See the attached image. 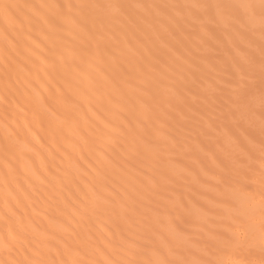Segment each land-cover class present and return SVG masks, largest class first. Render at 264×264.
I'll return each instance as SVG.
<instances>
[{"label":"bare ground","instance_id":"1","mask_svg":"<svg viewBox=\"0 0 264 264\" xmlns=\"http://www.w3.org/2000/svg\"><path fill=\"white\" fill-rule=\"evenodd\" d=\"M4 3L11 5L29 4L43 6L40 8H15L13 11L7 13L0 9V95L8 93L9 101H11V106L6 104L9 105L6 106L9 108L7 111H4V113L0 111V220L11 213L16 212L14 215H17L20 212L17 215V219L15 218L16 222H14L15 219L13 218L11 225L6 221L10 225L6 228L9 232H7L9 237H14L15 239L19 237L21 243L25 242V244H27L26 242L29 239L30 241L32 240L34 242L32 244L36 247V250L41 251V264H107L112 259L115 261L117 258H113L115 256L114 254L111 259V256L106 253L110 256L108 260L103 250L107 251L105 246L109 248L107 242L109 244L112 242L119 243L120 240L116 242L117 240L115 241L112 238H108L107 240L105 237L107 242H98V237H94L97 240L94 246L98 244V248L101 245L104 249L102 248V250L98 251L99 254L92 251L96 258L91 253L93 258L85 260L86 258L84 259V257H88L87 255H83L88 247L85 244L89 242L87 239L93 237L95 233L92 232L93 230L91 232L89 231L93 235L87 238V232L85 230L81 231L79 228L78 230L80 232H76L79 233V236H75L76 233L72 231L74 228H72L73 223L71 224V212L74 205H72L73 207L71 209L68 204L69 199L66 197H70L73 193V191L71 193L70 187L77 188L76 179L79 177H77V173L80 174V171H84L86 181L84 183L83 200L87 204L85 208L81 207L83 210L87 209L91 213L98 212V214L96 213L97 215L102 214L101 216H104L106 219L108 215L117 214L119 215L118 217H122V220L120 218L117 219L116 216L111 217L115 221L118 220L120 225L124 229L127 228V230H129L128 227L130 228L132 223L134 224L136 222L134 220L138 222L140 215H144L147 220L149 218L153 221L152 224L157 232L160 230L159 233L162 235L160 237L161 239L165 238L172 242L170 251L166 247L161 251L159 250L161 249L159 247L161 245H155L156 249H150L151 252L143 258L146 262L156 264L160 259L166 258L187 261L208 260L213 261L214 264H226L229 260L228 258H231L230 251H228L230 250L229 247L232 248L235 245L225 244L222 241L226 234L232 235L235 233L234 231L239 227L237 219L241 217L247 219L254 225L252 247L255 252L260 251L259 228L262 205L256 200L255 195H253L257 192L256 187H254L256 184H253L256 192L252 190V194H250L244 191L245 188L243 187L245 186L238 181L229 184V186H225L224 189L222 182H219L221 180H218L219 177L217 176L218 179L214 177V174L218 175V173H222L223 166H226L227 169L233 170L236 173L234 175L231 173L232 176H243L242 178L248 176L249 173L244 175L246 171L243 168L245 167L240 166L241 164L239 165V163L241 161H247L252 154H248L247 152L243 153L242 151L239 152L240 150L237 147L238 145L239 147L241 146V140L240 143H237V141L239 142L241 136L245 135L248 137L246 141H248L249 147L252 148L250 150L260 151V147L258 148L261 145L259 141L264 138L261 134V94L260 92L257 93L259 89L256 90L257 92L253 91L255 90L253 88L254 86L255 88L260 87L255 85L260 84V77H256L259 75L252 74L259 80L258 82L255 81L256 83L254 85L250 83L253 85V90H251L253 103L250 107L243 108V115L237 109L236 103L239 100V93L242 87L236 86L237 84L234 83L235 86L230 84V87L227 88L224 84L225 80L223 79V81L219 77V73L224 71V67H228L236 77H239L240 72H238V69H240L242 62H247L248 65L250 64V68L252 67L254 73L261 74L264 34H262L260 0H0V4ZM225 4H251L255 7L251 9L240 7L238 12L233 14L232 10L223 7ZM16 16H33L39 20L51 19L54 24L53 26L47 24L41 26L38 24L37 28L32 30L31 38L27 42L22 41L17 46L14 42L10 43L12 36L16 35ZM241 17H243V21H246V23L240 19ZM109 25H113V27L109 28ZM181 58L184 61L186 60L187 63L189 61V63L191 62L193 64V70H190L193 71L191 75L187 76L186 74L185 76L183 74V76L177 74L176 66ZM140 64L141 66H139ZM143 65L145 69L142 68L139 73L140 75L137 74V76L138 79L142 78L144 83L136 85V82L129 79V77L133 74V70L136 67L140 68ZM133 67L135 68L133 69ZM130 69L133 70L131 71ZM252 69L250 72H252ZM130 71L132 72L131 74L129 73ZM235 75L233 77L237 80L238 78ZM245 75L247 74L245 73ZM250 78L252 80V77ZM242 79H238V84L241 82L240 86L243 84ZM30 80H33V82H29ZM248 81H246L247 84L244 83L245 87L250 85V81ZM217 89H220L219 92L222 90L223 94L221 92L218 93ZM218 95L226 102L225 107H222V101L220 99H218L220 101L217 100ZM215 101L221 103V108H218L217 111L214 108ZM198 102L204 104L201 106L205 107H200V105L198 107L199 109L203 108L200 110L206 113L205 115L200 113L203 116L202 119H198L199 121L193 115L199 110L192 113L195 110L194 107L197 106L194 105ZM100 108H103V110H100ZM216 112L219 117L222 115L227 116V114H229L228 116L231 114L233 117V112H235L236 115L233 118H229H232L233 121L235 120L234 122L237 121L236 124L238 123V125H233L234 122L231 121L229 123L236 126V129L232 126L229 132L227 130V124L229 123L227 122H224L225 124L227 123L226 125L223 124L226 130L223 127L220 129L222 124L216 127L218 125L217 123L222 122L215 117ZM188 113L194 116L193 118L195 121H198V124L200 122L204 126L200 127L197 124L195 126L193 125L195 122L192 124V121L189 120L190 122H188L193 127L199 128L198 130L202 129V134L200 133V137L202 138L200 140L198 136H193L195 138L190 136L191 141L189 144H187L188 142L184 144L180 141L183 143L179 145L181 149L180 154H183L184 159L187 157L189 159L190 157L194 160L192 163L194 170H190L191 172H188V167L180 161L178 163L181 164L177 163L178 165L175 164L176 162L173 163L172 160L174 161L175 159L173 156H171L173 159H170L171 157L169 156L171 153L176 154L175 149L178 148V144H176L177 146L172 144V140L169 139L171 136L169 131L168 135L170 136L169 138L167 137V140L165 139L167 143L165 147H158L156 143H151V140H146L147 136L144 135L148 127V130L153 129L152 131H154L157 138L163 137L166 134L165 129L167 128L166 125L169 118L172 117V121L169 119L172 126L168 123L170 125L168 127L173 128V120L176 123V119L178 120L184 114L191 117ZM210 114H213L214 118ZM180 120L178 121L180 122ZM215 124L217 125L215 126ZM54 126H57L56 130H53ZM233 130L235 131L233 132ZM189 132L191 134L193 133L191 129ZM194 133H197L196 129ZM41 136L44 137L41 138ZM173 137L172 135L171 138ZM162 139L159 138L161 143ZM192 139L195 140L192 141ZM96 140H100L101 142ZM119 140H122L124 145L118 146L120 147V151L118 148L119 152L113 155V157L111 156L112 158L110 156L108 157L107 154L109 151L106 154V150L110 148L113 142H119ZM94 141L102 144V150L98 148L100 147L99 145L96 147L100 151L96 150L95 145L97 144ZM256 142L259 143L257 144ZM161 143L158 144L161 146ZM63 145H66L67 148L69 147V151L71 152L69 154H72L71 157L65 155V146ZM123 146H125V149H122ZM112 147L111 149H113ZM249 147H246L245 151H248L249 149L247 148ZM139 152L146 159L143 162L140 161L146 166H143L144 168H147L150 162V164L153 161L155 162L152 159H158L162 162V165L158 161L153 165L160 164L162 171H154L151 169V165H149L148 168L151 170L149 172L146 170L147 172L145 173L143 172V168L140 169L138 168L140 167L139 165L133 163L135 166L134 169L131 165L132 162L130 163L129 161V164L127 158L129 156L130 159L132 155V159H134V154L137 153L140 155ZM114 153L115 150L112 154ZM176 157H179V155ZM92 159H95L100 166L111 167L113 169L116 166L119 167L117 170L120 172L116 170L118 173L116 186L122 194L115 192L118 197L114 195H111L112 197L109 196L110 198L107 197L109 195L107 192L110 190L115 191L114 189L116 187H112L111 189L109 184L106 185L107 183H104L105 181L97 180L99 178L97 172H90V161ZM200 159L203 160L202 162H204L205 166L201 165L202 162ZM256 159L254 158L253 160L258 161V166L261 168V158H259L260 160L258 157ZM81 161L84 163L82 164ZM244 162L242 163L244 164ZM222 163L225 164L222 165ZM82 166H84V169ZM208 168L212 170H208ZM136 169L141 170L143 172L141 174L145 173L144 175L148 176V178L151 175V181H154L155 178L154 183L156 182V186L153 185V181L152 183L149 182L152 186H150L151 184L148 185V181L144 180V178L140 179L147 182V185L141 182L139 179V171ZM152 170L157 175L162 172L163 176L160 175V180ZM114 171H111V173ZM119 175L121 178H119ZM219 176L223 177L224 175ZM226 177L225 174V177L221 179ZM184 178H194L197 180L196 182L199 185H197L198 188L196 190L201 196L199 193L191 191L188 187L194 193L192 196L189 193L187 197L183 190L181 192H183L184 196L176 194L177 196L172 197L167 193L166 198V192L163 191V193H160L164 190L161 186H166L165 189L168 190L165 191L168 192L170 189L167 184L168 182H175ZM29 181L32 182V188L30 192L25 193L23 186ZM258 181L260 184L261 175L260 177L258 176ZM184 183L179 184L184 185ZM204 183L209 184L208 187L207 185L204 187ZM158 184L160 185L158 186ZM150 187L153 190L149 189ZM155 187H161L160 189L158 188L160 194L158 193L157 196L160 197L163 194L161 198H166L168 199L167 201L171 200L176 204L174 205L173 203V205L167 206H172L176 210L178 208L180 212H177L180 213V217L190 218V220L192 219L194 221L191 220L192 223L199 225L197 228L196 225L191 224V226H195L194 230L201 238L198 241L207 242L219 248L229 246L228 248L226 247L227 251H223L222 249V252L217 256V251H221V249L217 250L215 248L217 250H215L217 252L216 257L213 256L215 254H212V259L211 257L208 259L200 251L201 248H199L204 245L198 241L195 242L197 238H193L195 241H190L189 236L187 239V236H183L185 233L182 234L179 228H175L176 226L169 223V220L167 221L169 215L166 219L165 213H160V210L158 211L160 215H158L159 213L155 214L157 210L154 209L157 205L153 201L159 198L156 196L157 193L155 191L157 189ZM171 187L170 190H173L174 186L171 185ZM209 187L210 189H220L221 195L219 194L217 196L216 201L214 197L207 199L206 188ZM178 189L180 190L179 187ZM174 190L178 192L176 189ZM113 191L110 192L113 194ZM56 196H61L58 197L59 199L56 198L59 200L57 204L53 201ZM196 196L200 197L198 198L199 202H197ZM131 199L134 200L133 204ZM161 202L168 204L165 200ZM212 204L213 206L217 205L215 208H218L217 212L222 216V219L218 216L220 220L216 218L218 223L215 220H211L212 217H209L210 219L207 217L208 211L213 207ZM128 205L130 206V210H128ZM152 205L156 207L154 208ZM134 206L137 210L134 209ZM48 209L52 210V213H50L52 216L42 219L40 217V211L44 212ZM82 209L81 211H83ZM131 209L135 210V213ZM216 210L213 209L211 212ZM131 211L134 214L131 215L136 216L135 218L130 215ZM84 212L86 214V211ZM126 213H129V218ZM173 213L171 212V214ZM94 216L96 215L94 214ZM88 217L90 218V216ZM109 217L108 220L111 219ZM144 217L141 218L143 219ZM101 218L103 219V217ZM130 218H134V220L132 219L134 222ZM99 219L97 218L96 220ZM147 220L148 227H151L149 226L150 221ZM2 221L1 223L4 224V221ZM118 221L115 223H119ZM141 221L139 222L144 224L143 220ZM213 221L218 224L216 226L217 229L212 228ZM88 222H92V220ZM127 223H130V225L125 227ZM86 224L88 225L87 222ZM112 224H114V221ZM90 225L89 223V228ZM115 225L119 228V224ZM82 226L83 224H81V228ZM121 226L120 228L122 229L123 227ZM144 226L146 227L145 224ZM1 229L0 264H9L7 250L11 244L8 242H12L15 239L7 238V235ZM189 232L191 233V231ZM66 233H73V236H71L73 238L68 237ZM119 235L118 237H121L123 231ZM64 236H67V239L70 238L71 240L68 239L70 240L69 244L71 245L72 243L73 245L70 246L67 243L68 240L64 239ZM114 236L113 238H116ZM74 238H77L76 244L75 240H73ZM100 238L104 237L101 236ZM160 238H158V241H160ZM8 239L11 241H6ZM119 239H122V237ZM125 241L126 238L123 241L124 244ZM189 242L190 244L194 242L193 244L195 245L191 246ZM89 244L91 245V243ZM126 245L130 244L127 243ZM150 245L149 247H151ZM120 246H123V244ZM112 249L114 250L115 248L112 247L111 251H113ZM234 249L237 250V247ZM124 251L126 250L124 249ZM23 252H25L24 246L18 247L16 256L24 254ZM120 253L122 254L121 250ZM240 253H238V257L243 254L241 253L240 255ZM256 253H253V255H256ZM209 254L211 255V253ZM245 255L243 254L241 257ZM236 256L237 253L233 252L232 258H237ZM9 257L11 258V256ZM40 257L38 256V259ZM123 257L125 258V256ZM131 260L134 262V259ZM32 261L34 262V260ZM238 261L236 260V262L232 263L238 264ZM14 263L18 264L16 262ZM120 263L123 264L122 261ZM142 263H145L144 260ZM228 263L230 264V260Z\"/></svg>","mask_w":264,"mask_h":264},{"label":"rangeland","instance_id":"2","mask_svg":"<svg viewBox=\"0 0 264 264\" xmlns=\"http://www.w3.org/2000/svg\"><path fill=\"white\" fill-rule=\"evenodd\" d=\"M114 25H115V24H114ZM108 27H109V28H112L113 25H109ZM183 61H184V60H182V58L178 61L180 64L177 63V66H176V67H177L176 72H177V74H180V75L185 74V76H186V74H187V76H189V75H191V72H193V71H190L191 69L193 70V67H192L193 64H191V62L189 63V61H188V63H187L186 60H185L186 62L184 61V63H183ZM244 63H245V62H242L243 66H244ZM242 64H240V69H238V70H239L238 72H240L239 77H236V75H235L230 69H228V67H227V68L224 67V68H223L224 71L221 72V73H219V77H221L222 80H223V79L225 80L224 84L226 85L227 88L230 87V84H232L233 86H235V84H237L236 86L242 87V89H243V88H246V87L249 86V85H247V86L245 87V84H244V83H246L247 80L250 81V82L248 81L249 84L251 83V84H253V85H254V83L258 82L259 79H260V81H261V76H260L261 74H260V73H259V74L254 73L252 67L250 68V64L248 65L247 62L245 63V66H246V67L249 66V67L247 68V69L249 70V72H245L247 75H245V73L243 74V71H241V66H242ZM144 65H145V64H144ZM144 65H143L142 67H140V68L138 67L139 69H138L137 67H136V68L133 67V69L135 68V70L132 69V70H133V74L129 77V79H131V80H133L134 82H136V85H138V84L141 85V84L144 83L143 79H142V78L138 79V76H137V74L140 75L139 73L141 72V69H142V68L145 69ZM178 65H179V66H178ZM139 66H141V64H140ZM145 66H146V65H145ZM245 66H244V67H245ZM246 67H245V68H246ZM251 69H252V72H250ZM130 70H131V69H130ZM132 70H131V71H132ZM136 70H137V71H136ZM139 70H140V71H139ZM229 70H230V71H229ZM131 71L129 72L130 74L132 73ZM142 71H143V70H142ZM189 71H190V72H189ZM188 73H189V74H188ZM249 73H250L249 76L252 77V80H251V78L248 76ZM130 74H129V75H130ZM232 74H233V75H232ZM252 74L259 75V76H256V77H260V78L258 79V78L255 77V75H252ZM231 75H232V76H231ZM234 75H235V77L238 78L239 80L243 78V79H242V80H243V82H242L243 84H242L241 86H240L241 82H240V84H238V81H239V80H238V79L235 80L234 77H233ZM183 76H184V75H183ZM241 76H242V77H241ZM136 77H137V78H136ZM139 77H140V76H139ZM244 77H245V78H244ZM248 77H249V78H248ZM253 77H255V78H253ZM221 78H220V79H221ZM255 79H256V80H255ZM224 80H223V81H224ZM242 80H241V81H242ZM251 81H252L253 83H252ZM255 81H256V82H255ZM29 82H33V80H30ZM226 82H228V83H226ZM230 82H231V83H230ZM232 82H233V83H232ZM234 83H235V84H234ZM259 83H260V82H259ZM246 84H247V83H246ZM251 84H250V85H251ZM228 85H229V86H228ZM253 85H251V86L253 87ZM255 85L260 86V84H255ZM252 87H251V90H253V88L255 89V90H253V91H256L257 89H259V90H257L258 92H257V91H256V92H257V93L260 92V87H259V88H258L257 86H256L257 88H255V86H254L253 88H252ZM217 90H218V89H217ZM217 90H216V91H217ZM219 90H220V89H219ZM219 90H218L217 92H218V93L221 92V94H223V91L221 90V91L219 92ZM217 92H216V93H217ZM224 95H225V93H224ZM221 96L223 97V95H221ZM218 97H220V95L217 96V100L220 99V100L222 101V107H225V106H226V102L223 100V98H221V97L218 98ZM9 100H10V99H9V95H8V93H4V94H1V95H0V111H2L3 113H4V111H7V110L9 109V108L6 107V106H9V105L11 104V101H9ZM220 100H218V101H220ZM7 101H8V102H7ZM103 101H104V100H103ZM218 101H215V102H214V108L216 109V111L218 110V108H221V103L218 102ZM218 103H219V104H218ZM6 104H9V105H6ZM202 104H203V103L200 104V103L198 102V103H196V104L194 105V106H196V105H197V106L194 107L195 110H193L192 113H195L194 111H196V110L198 111V110H199V111L197 112L198 114H197V113H196V114H193V115L195 116V119H197V120H198V119H202V116H203V115H201V114H204V115L206 114L205 111L203 112L202 110H200V109H203V108H200V109H199V107H198V105H200V107H205V106H201ZM215 104H216V105H215ZM203 105H204V104H203ZM4 106H5V107H4ZM10 106H11V105H10ZM5 108H6V110H5ZM100 110H103V108H102V109L100 108ZM205 110H206V109H205ZM200 111H201V112H200ZM184 113H185V111H184ZM186 113H187V112H186ZM200 113H201V114H200ZM182 114H183V113H182ZM188 114L191 115L192 119H191L190 116L188 117V115H185V114H184V116L181 115V117L178 119V120L181 119L180 122L183 120L181 123L175 118V119H176V123H177V121H178V124H180V125H178V124L176 125L175 121L173 120V122H174V127L176 126L175 128H174V127H173V128H172V127H170V128L168 127V125L170 124L169 119L172 121V119H171L172 117L168 119V123H169V124L167 123V125H166L167 128L165 129V132H166L165 136L168 135L169 132H170V133H171V136L173 135V136H174L173 138H175V139L171 138L170 135H168V136H166V137L163 136V137H158V138H157V136L155 135L154 131H152L153 129H152L151 127H150V128H151L150 130L147 129L148 127L146 128V130H148V131L145 130L144 135L147 136V137H146V140H148V141L151 140V143H152V142L156 143V145H158V147H165L166 144H167V143H166L167 137L169 138V136H170L169 139L172 140V144H174V145L178 144V148L175 149L176 154H172V153H171V155H170L169 157L173 156V158H175L174 161L172 160L173 163L176 162L175 164H177L179 161H180L181 163L185 164L186 167H188V169H187L188 172H191V171L194 170V169H193V164H192V163L194 162V160H193L192 158H190V157H189V159H188V157H187L186 159H184L185 157L182 156L183 154H180L181 149L179 148V145H181V144H183V143L186 144L187 142H188L187 144H189L190 141H191V139H190L191 137H190V136H192V138H195L196 136H198V137H199L198 139L201 140L202 137H200V136H201L200 133H201V130H202V129H201V130H198L199 128H196L195 126H196V124H197L198 126H200V127H204V126L201 125L200 122H199V124H198V121H199V120H198V121H197V120L195 121V119L193 118L194 116H193L192 114H190V113H188ZM226 114H227V113H226ZM199 115H201V116H199ZM228 115H229V114H227V116H225V115L223 116V115H222V116L219 117V116L217 115V112H216L215 117L218 118V119H219L220 121H222V122H221V123H217L218 125L215 124V126L217 125L216 127H219V124H220V125L222 124V126H220V129H221V127L224 126L223 124H225L224 122H227V123H229L230 121H231V122H234L235 120L233 121V119H232L234 116L232 117L231 114H230V116H228ZM185 116H187V117H185ZM197 116H199V118H197ZM210 116H211L212 118H214V115H213V114H210ZM229 117H232V118H229ZM173 118H174V117H173ZM189 120L192 121V122H191L192 124L195 122V123L193 124V125H195L194 127H193V125H192L191 123H189V122H190ZM236 120H237V119H236ZM186 121H187V122H186ZM188 121H189V122H188ZM183 122H184V123H183ZM185 122H186V123H185ZM218 122H219V121H218ZM236 122H237V121H236ZM236 122H234L233 125H234V124H235V125H238V123L236 124ZM171 123H172V122H171ZM227 123H226V124H227ZM226 124H225V125H226ZM231 124H232V123L227 124V127H228L227 130H228V131H229V129H231L232 126H233V125H231ZM170 125L172 126V124H170ZM170 125H169V126H170ZM177 126H178V127H177ZM189 126H190V127H189ZM191 126H192V127H191ZM229 126H230V127H229ZM224 127H225V126H224ZM224 127H223V128H224ZM233 127L235 128L236 126H233ZM225 128H226V127H225ZM225 128H224V129H225ZM56 129H57V126H54V127H53V130H56ZM169 129H170V130H169ZM190 129H191V131H193L192 134H191V132H189ZM195 129L197 130V133L199 132L198 134L196 133L197 135L194 133ZM217 129L219 130V128H217ZM235 129H236V128H235ZM225 130H226V129H225ZM168 131H169V132H168ZM171 131H172V132H171ZM230 131H231V130H230ZM230 131H229V132H230ZM234 131H235V130H233V132H234ZM165 132H164V133H165ZM167 132H168V133H167ZM42 133H43V132H42ZM176 133H177L178 135H177ZM39 134H40V133H39ZM150 134H152V135H150ZM201 134H202V133H201ZM232 134H233V133H232ZM41 135H42V134H41ZM44 136H45V135H44ZM44 136H41V138H43ZM153 136H154V137H153ZM193 136H195V137H193ZM202 136H203V135H202ZM244 136H245V135L241 136V139L238 138V139H239V142L237 141V143H240V140H241L240 145L242 144V145L244 146V148H243L244 151H242V152H243V153H244V152H247L248 154H252V156L250 155V157H249V159H248L249 161H248V160L245 161V162H244V161H241V162L239 163V165L241 164L240 166L245 167V168H243L244 171H246V173H245L244 175H246L247 173H249L248 176H244L245 178H242L243 176H242V177H238V176H236V177H237V178H236L235 176H232V174H231V173H233V175L236 174L233 170L227 169L226 166H223V168H222V173L220 172V173H218V175L214 174V177H215L216 179H218V177H219L218 180H221V181H219V182H222V186H224V189H225V186H227V185L229 186V184L234 183L235 181H236V182L238 181L239 183L243 184V185L245 186V187H243V188H245L244 191H246V192H248V193H250V194H252V190H253V192H256V189H257V192L254 193L253 195H255L256 200H257L259 203H261V205H262V203H264V200H262V197H264V189L262 190V185H260L261 183L259 184V181H258V176L260 177V175H261V168H259V166H258V161L256 162L255 160H257V159H256L257 157H258V159H259V158H262V155H264V153H261V152H262V151H261V145L258 146V148L260 147L259 150H260L261 152H260V151H254V150L252 151V150H250V149H252V148L249 147L250 145H249L248 141H246L248 137H246V136L244 137ZM155 137H156V138H155ZM153 138H154V139H153ZM159 138H160V139L163 138V139H162V143L160 142ZM177 138H178V140H176ZM144 139H145V136H144ZM165 139H166V140H165ZM169 139H168V140H169ZM189 139H190V140H189ZM238 139H237V140H238ZM41 140H42V139H41ZM154 140H155V141H154ZM163 140H164V141H163ZM183 140H184V141L186 140V141L184 142ZM193 140H195V139H192V141H193ZM196 140H197V138H196ZM96 141L101 142L100 140H96ZM96 141H94V142L97 144V145H95L96 150H98V151L102 150V148H101V147H103L102 144H101V143H98V142H96ZM117 141H118V140H117ZM148 141H146V142H148ZM173 141H174V142H173ZM177 141H179V142H177ZM180 141H182L183 143L180 142ZM242 141H243V142H242ZM244 141H245L247 144H246ZM119 142H120L121 144H120ZM119 142H116V141L113 142V143L110 145V148L106 150V154H107V152L109 151L108 154H107L108 157H109V156H110V157H111V156L113 157V155L117 154V153L120 151V147H118V146H122V145H124V143L122 142V140H119ZM176 142H177V143H176ZM259 142H260V144H261V141H259ZM259 142H258V143H259ZM95 143H94V144H95ZM118 143H119V144H118ZM154 143H153V144H154ZM158 143H161V146H160V144H158ZM163 143H165V144H163ZM256 143H257V142H256ZM258 143H257V144H258ZM115 144H116V145H115ZM117 144H118V145H117ZM244 144H245V145H244ZM257 144H256V146H257ZM98 145H99L100 147H98ZM112 145H113V147H112ZM154 145H155V144H154ZM237 145H238V144H237ZM63 146H65V155L71 157L72 154H69V153H71V152L69 151V147L67 148L66 145H63ZM96 146H97L99 149H100V148H101V149H100V150L97 149ZM176 146H177V145H176ZM111 147H112L113 149H111ZM240 147H241V146H240ZM240 147H239V145H238V147H237V148L240 150L239 152H241V148H240ZM246 147H249V148H247V149H249L248 151H249L250 153H249L247 150L245 151V148H246ZM63 148H64V147H63ZM116 148H117V151H116ZM118 148H119V151H118ZM122 149H125V146H123ZM112 150H113V151H112ZM114 150H115V153L112 154V153L114 152ZM66 151H67V152H66ZM110 152H111V153H110ZM178 152H179V153H178ZM251 152H252V153H251ZM257 152H258V154H257ZM259 152H260V153H259ZM109 153H110V154H109ZM139 154H140V152H139ZM134 155H135V156H134ZM134 155H133V156H134V157H133L134 159H132V155L130 156V159H129V156H128V158H127V159H128V160H127L128 163H129V161H130V163L132 162L131 165L134 167V169H135V166L133 165V163H135V165H136V164L139 165L140 167H138V168H140V169L143 168L144 170H143V169H142V170H143V172H145V173H146L147 171L149 172V170H151V169H153L154 171H159V172L162 171L161 168H160V167H161L160 164L162 165V162H161L160 160H158V159H152V160H155V162L158 161V162L160 163V164H156V166L153 165V164H155L154 161H153L152 164H150L151 162L148 161V162H150L149 165H151V166H150L151 169H149V168H148V167H149L148 164H147V165H148L147 168H144V167H146V166L144 165V163H141V162H143V161L146 160V159L144 158L143 155H141V154L138 155L137 153H135ZM178 155H179L180 158H179V157H176V156H178ZM254 155H255V156H254ZM260 155H261V156H260ZM142 156H143V157H142ZM181 156H182V157H181ZM112 157H111V158H112ZM251 157H252L253 159L255 158V160H253ZM111 158H110V159H111ZM173 158L171 157L170 159H173ZM178 158H179V159H178ZM181 158H182V159H181ZM140 159H141V160H140ZM152 160H151V161H152ZM175 160H178V161H175ZM259 160H260V159H259ZM94 161H96V160H95V159H92V160L90 161V162H91V163H90V164H91L90 172H91V173H92V172H95V173L97 172V173H98V176H99V178H98L97 180L105 181L104 183H105V184L107 183L106 185L109 184V187H111V189H112V187H113V188L116 187V188L114 189L115 191L110 190V188L108 187V189H109L110 191H113V194H112V192L108 191L107 193H108L109 195L107 194V195H108L107 197L110 198V197H112L113 195H114V196H117V195L115 194V192H116V193H120V194H122L121 192H119L120 190H119V188L116 186V183H117V180H116V179H117V175H118L117 172H120V171L117 170V169H119V167L116 166V167H114V169L111 168V167H104V166H100V164H99L97 161L94 163ZM140 161H141V162H140ZM182 161H183V162H182ZM200 161L202 162L203 160L200 159ZM81 162H82V161H81ZM146 162H147V161H146ZM146 162H145V163H146ZM242 162H244V164H243ZM246 162H247V163H246ZM83 163H84V162H82V164H83ZM92 163H93V164H92ZM130 163H129V164H130ZM156 163H157V162H156ZM181 163H178V164H181ZM189 163H190V164H189ZM85 164H86V163H85ZM85 164H84V165H85ZM94 164H95V165H94ZM141 164H142V166H141ZM178 164H177V165H178ZM188 164H189V165H188ZM223 164H225V163H222V165H223ZM97 165H98V166H97ZM131 165H130V166H131ZM158 165H159V166H158ZM187 165H188V166H187ZM201 165L205 166V165H204V162H202ZM249 165H250V166H249ZM132 166H131V167H132ZM143 166H144V167H143ZM246 166H247V167H246ZM251 166H252V167H251ZM82 167H83V169H84V166H82ZM133 167H132V168H133ZM136 167H137V166H136ZM153 167H154V168H153ZM155 167H156V168H155ZM224 167H225V168H224ZM248 167H249V168H248ZM257 167H258V168H257ZM101 168H102V169H101ZM107 168H108V169H107ZM158 168H159V169H158ZM189 168H191V169H189ZM250 168H251V169L253 168V170H251ZM92 169H93V170H92ZM96 169H97V170H96ZM111 169H113V170H115V171H114L113 173H111V171H113V170H111ZM249 169H250L251 171H250ZM256 169L259 170V171H257ZM116 170H117V172H116ZM136 170H138V169H136ZM146 170H147V171H146ZM153 170H152V171H153ZM190 170H191V171H190ZM208 170H212V169L208 168ZM226 170H227V171L230 170L231 172H230V171L227 172ZM254 170H255V171H254ZM138 171H139V170H138ZM152 171H150V172L152 173ZM154 171H153V173H154ZM249 171H250V172H249ZM99 172H100V173H99ZM143 172H142L141 170L139 171V174H140L139 179H140V178H144V180L148 181V185H150V184L152 183V181H153V180H152V181L150 180V176H151V175H150L149 178H148V176H145V175H144L145 173H144V174H141V173H143ZM212 172H213V171H212ZM242 172H243V171H242ZM252 172H253V174H251ZM258 172H259V173H258ZM116 173H117V174H116ZM153 173H152V174H153ZM155 173H156V172H155ZM155 173H154V174H155ZM256 173H258V174H256ZM78 174H79V173H77V177H78V176H79V177L76 179V181H77V184H76V185H77V188L75 189V188H73V187H70L69 189H70L71 193H72V191H73V193H72V195H71L70 197H66V198L69 199V200H68V204L70 205L71 209H72V207H73L72 205H74V208L72 209V212H71V213H72V215H71V217H72V218H71V221H72L71 224L73 223L72 228H74V230H72V231H74L73 233L80 232V231L78 230L79 228H80L81 231L85 230V231L87 232V238H89V237H91V236L93 235L92 233H90L92 230H93L92 232L95 233V235H93V237L87 239L89 242H87L88 244L86 243L85 245H86V246L88 245V247L86 248L87 251H85L86 254L83 253V255H87L88 257L85 256L84 259L86 258L85 260H88V259L93 258L94 255H93L92 251H93V252L95 251V252H97V254H99L98 251L102 250V248H103V247H101V245H100L101 249H100V247L98 248V244L96 245L97 248H96V246H94V244H96V241H97L96 238H94V237H98V238H97V239H98V242H107L108 238H112V239L115 240V241L117 240L116 242H118V241L120 240L119 243H120V245L123 244V246H120L119 243H114V242H112V243L114 244V246H113L112 243L109 244V242H107L109 248H107V247L105 246V249H107V251L105 250V251H106V252H105V251L103 250V252H104L105 257H106L108 260H109V257H110V256H111L110 258L112 259V257L115 255L113 258H114V259H115V258H117V259L119 258V260L117 261V259H116V260L114 261V260L112 259V261H113V262H119V264H121V263H120L121 261L123 262V264H125V263L127 264V262H129V261H130V262H131V261L133 262V260H131V259H134L133 264H148V262H146L145 259H143V258H145L146 255L149 254V252H151L152 248H153V249L155 248V245H157V246H159V244L161 245V242H160V241H161V238H160V237H161L162 235H161V233H159L160 230H159V232L156 231V228H155L154 225L152 224L153 221H152L151 219H149L148 216H147V218H148V220H147L146 217H144V215H143V216L140 215V218H141V217H144L143 219L141 218V220H143V223L146 225V227L144 226V224L140 223V222H142V221L140 220L139 217H138V218H139V219H138V222H137V220H134V218H135L136 216L134 217V216H132V215H134L133 213H135V210H137V209H135V208H136V207H135L136 205L134 206V209H135V210L131 209V210L133 211V213H132V211H131V213H130V215L132 214L131 216L134 217V218H130V219H131V220L133 219V220L136 221V222H134L133 220H132V221L134 222V224H133L132 222H130V223H132V225H131L132 229H131V227H130V228L128 227V226L130 225V223H129V224L127 223V226H125V227H128V229H129L130 231L127 230V228L124 229V227L120 225V222H119L118 220H117V221H118L119 223H115V222H117V221H115V219L112 218L111 216H114V217L116 216L117 219L120 218V220H122V219H121L122 217H118L119 215H117V214H116V215H114V214H113V215H108V216H106V217H107V219H106L104 216H101L102 214H101V215H97L98 212L91 213V212L88 211L87 209H84V210H83L82 208H85V206H86V204H87V203L84 202V200H83V196H84V194H83V193H84V183H85V181H86V180H85V179H86V178H85L86 175H85V172H84V171H80V174H79V175H78ZM119 174H120V173H119ZM148 174H149V173H148ZM225 174H226V176H227L226 178H224L225 180H224V179H221V178L225 177ZM228 174H231V175H228ZM259 174H260V175H259ZM155 175H157V173H156ZM158 175H159V176H158ZM158 175H157V177H159L158 179L160 180V178H161L160 175H162V172H161V174L158 173ZM219 175H224V176H223V177H220ZM252 175H253V176L255 175V176L253 177ZM141 176H142V177H141ZM144 176H145V177H144ZM153 176H154V175H153ZM162 176H163V175H162ZM217 176H218V177H217ZM229 176H230V178H228ZM251 176H252V178H251ZM146 177H147V179H146ZM151 177H152V176H151ZM154 177H155V176H154ZM234 177H235V178H234ZM119 178H121L120 175H119ZM215 178H214V180L216 181ZM233 178H234V179H233ZM238 178H239V179H238ZM247 178H248V179H247ZM249 178H250V179H249ZM151 179H152V178H151ZM184 179H187V180H184ZM184 179H180V180H178V181H175L176 183L173 182V181L167 183V184L169 185L170 189L172 188V187H171V185H172V186H174L173 188L176 189L178 192H175L174 189H173L174 191L169 189V191L167 192V191H165V190H168V189H165L166 186H161V187H163L164 190H162V192H160V193H163V191L166 192V198H167V193H169L168 195H171L172 197H173V196L175 197L176 194H177V195H183V196H184V194H185V195H187V197H188V194H189V193H190L189 195L192 196V194H194V193H192L191 191H193V192H195V193H199V192H197V190H196V188H198L197 185H199V184H197V182H196L197 180H195L194 178H192V179H190V178H184ZM231 179H233V181H231ZM253 179H254L255 181H254ZM79 180H80V181H79ZM140 180H141V179H140ZM149 180H150V181H149ZM252 180H253V181H252ZM115 181H116V182H115ZM154 181H155V178H154ZM154 181H153V183H154ZM157 181H158V180H157ZM193 181H194V182H193ZM241 181H242V182H241ZM256 181H257V183H256ZM141 182H144L143 179L141 180ZM149 182H151V183H149ZM158 182H159V181H158ZM184 182H185V183H184ZM223 182H224V183H223ZM146 183H147V182H144V184H146ZM159 183H161V182H159ZM170 183H174V184H170ZM179 183H184V185H183V184H179ZM227 183H228V184H227ZM246 183H247V184H246ZM251 183H252V184H251ZM141 184L144 186L143 183H141ZM186 184H188V185H186ZM253 184H256V185H254V187H256V189L253 187ZM27 185H29V186H27ZM110 185H111V186H110ZM146 185H147V184H146ZM153 185L156 186V182H155ZM159 185H160V184H158V186H159ZM182 185H183V187H182ZM204 185H205L204 187H206L207 184L204 183ZM208 185H209V184H208ZM208 185H207V187H208ZM243 185H242V186H243ZM80 186H81V187H80ZM150 186H152V184H151ZM176 186H177V187H176ZM184 186H185V187H184ZM190 186H191V187H190ZM144 187H145V186H144ZM146 187H147V186H146ZM161 187H155V189H157V191H155V193H157L156 196L158 195V193H159L158 190H159ZM175 187H176V188H175ZM178 187L180 188V190L178 189ZM187 187H188L191 191H190ZM192 187H193V188L195 187V188H194L195 190H194ZM210 187H211V186H210ZM210 187H209V188H206V190H207L206 193H207L208 196H209V197H208L207 194H206V197H207V199L210 198V197H212V198L214 197V200L216 201L217 196H219V194L221 195V193H220V189H217V190H216V189H213V188L210 189ZM246 187H247V188H246ZM258 187H261V188H258ZM23 188H25V189H24L25 193L30 192V190H31V188H32V182L29 181V182L25 183V185L23 186ZM23 188H22V190H23ZM29 188H30V189H29ZM152 188H153V187H152ZM158 188H159V189H158ZM167 188H168V186H167ZM185 188H186V189H185ZM227 188H228V187H227ZM252 188H254V189H252ZM116 189H117V190H116ZM149 189H151V187H150ZM118 190H119V191H118ZM151 190H153V189H151ZM182 190H183L184 194H183V192H181ZM185 190H186V191H189V192L186 193ZM218 190H219V191H218ZM247 190H251V191H247ZM254 190H255V191H254ZM258 190H259V191H258ZM117 191H118V192H117ZM179 191H180V192H179ZM198 191H199V190H198ZM151 192H152V191H151ZM215 192H216V193H215ZM259 192H260V194H259ZM153 193H154V191H153ZM153 193H152V195H153ZM160 193H159V194H160ZM173 193H174V194H173ZM82 194H83V195H82ZM120 194H118V195H120ZM258 194H259V195H258ZM78 195H79V196H78ZM111 195H112V196H111ZM152 195H151V196H152ZM161 195H163V194H161ZM161 195H160V197L157 196V197H159L158 199H160V200L157 199V200H158V201H157V200L155 199L156 201H155V200L153 201V202L156 203V205H157V207L154 206V205H152V206H154V208L156 207L154 210H157V211H155L156 213H155V212H154V213H155V214H158V213H159L158 211L160 210V213H161V212L165 213V217H166V219H167V217H168V215H169V217H168L169 219H167V221L169 220V221H168L169 223H172L173 226H176L175 228H177V229L179 228V231H181L182 234L185 233V234H183V236H185V237L187 236V237H186L187 239H188V236H189V240H190V241H195V240H193V238H194V239L197 238V240H196L195 242H197L199 239H201V238L196 234V232H195V230H194V227H195V226H191V224H192V225H196L197 228H198L199 225L196 224V223H195V224L192 223V222H191L192 219L190 220V218H189V219H188V218H184V216H183V218H184V219H183L182 217H180V213H179L180 211L178 210V208H177V210H176V208H172V206H167V205H171V204L173 205L174 202L170 200L171 198L169 199L170 201H167L168 199H166V198L163 199V197L161 198ZM177 195H176V196H177ZM196 195H197V194H196ZM199 195L201 196L200 193H199ZM109 196H110V197H109ZM154 196H155V195H154ZM154 196H153V197H154ZM171 196H169V197H171ZM190 196H189V197H190ZM194 196H195V195H194ZM194 196H193V197H194ZM257 196H258V197H257ZM58 197H61V196H56L55 198L53 197V198H54L53 201H54V203L56 202V204H57L58 201H59V200H58V199H59ZM77 197H78V198H77ZM117 197H118V196H117ZM164 197H165V195H164ZM169 197H168V198H169ZM196 197H197V196H196ZM56 198H58V199H56ZM198 198H200V197H197V198H196L197 202H199V199H198ZM76 199H77V200H76ZM79 199H80V201H79ZM56 200H57V201H56ZM131 200H132V199H131ZM163 200H165V202L167 201L168 204H164L163 202L160 203V201H163ZM211 200H213V199H211ZM75 202H76V203H75ZM82 202H83V203H82ZM128 202L130 203V201H128ZM158 202H159V204H157ZM167 202H166V203H167ZM171 202H172V203H171ZM129 203H128V204H129ZM133 203H134V200H132V204H133ZM169 203H170V204H169ZM215 203H218V202H215ZM84 204H85V205H84ZM132 204H131V205H132ZM135 204H136V201H135ZM137 204H138V203H137ZM78 205H79V206H78ZM83 205H84V206H83ZM124 205L127 206L126 204H124ZM158 205H159V206H158ZM174 205H176V204L174 203ZM214 205H215V204H214ZM128 206H129V205H128ZM160 206H161V208H160ZM166 206L168 207V209H167ZM212 206H213V204H212ZM216 206H217V205L213 206L214 208H213V207H212V208H213V209H217V210L214 211V212H213V211L211 212V210H213V209L211 208V210L208 211L207 217H208V218H209V217H212L213 219L211 218V220H215V221L218 223V220H220V219H218V218H219L218 216H220L221 219H222V216L219 215V212H217V211H218V208H215ZM81 207H82V208H81ZM132 207H133V205H132ZM162 207H163V208H162ZM175 207H176V206H175ZM80 208H81L83 211H81ZM126 208H127V207H126ZM126 208H125V209H126ZM128 208H129L128 210H130V206H129ZM137 208H138V205H137ZM161 209H162V210H161ZM164 209H165V211H164ZM171 209H174V210H171ZM17 210H18V209H17ZM17 210H16V211H17ZM77 210H78V211H77ZM128 210H127V211H128ZM169 210H170L172 213H173L174 211H176V212H174L173 214H171V212H170ZM18 211H19V210H18ZM50 211H51V212H50ZM74 211H75V212H74ZM84 211H86V214H87V213H88V214L86 215ZM177 211H179V212H177ZM40 212H41V213H40V217H41L42 219H44L45 217H46V218H47V217L50 218V217L52 216V214H50V213H52V210H49V209H48V210L44 211L45 213L42 212V211H40ZM79 212H80V213H79ZM83 212H84V213H83ZM169 212H170V213H169ZM209 212H211V214H209ZM15 213H16V212H15ZM15 213H11L10 215H7V216H5V218L3 217V218L0 220V225H1V228H2V229H1V228H0V229L3 230L2 232H3L5 235H7V236H6L7 238H11V239H15V238H14V237H9V235H8L9 232H8V230H6V228H8V226L11 225V222L13 223V219H15V218L17 219V215L20 214V212H18L17 215H14ZM96 213H97V214H96ZM160 213H159L158 215H160ZM166 213H167V214H166ZM214 213H215V214H214ZM216 213H217V215H216ZM90 214H91V215H90ZM94 214H95L96 216L93 217ZM99 214H100V213H99ZM212 214H214V216H212ZM43 215H44V216H43ZM73 215H74V216H73ZM79 215H80V218L78 219ZM126 215H128V218L130 217V216H129V213H126ZM181 215H182V214H181ZM85 216H86V217H85ZM88 216H90V218H89ZM99 216H100V217H99ZM109 216L111 217L112 220L110 219ZM6 217H7V218H6ZM74 217H75V218H74ZM101 217H103V219H102ZM108 217H109L110 220H108ZM171 217H172V219H171ZM12 218H13V219H12ZM92 218H93V219H92ZM95 218H96V219H97V218H100V219H99L100 221H99V220H96ZM124 218H125V217H124ZM216 218H217L218 220H217ZM6 219H8V220H6ZM16 219H15L14 222H16ZM88 219H89V220H88ZM130 219H129V220H130ZM144 219H145V220H144ZM152 219H153V218H152ZM182 219H183V220H182ZM187 219H188V220H187ZM209 219H210V218H209ZM2 220L4 221V224H5V225H4L3 223H1ZM85 220H86V221H85ZM91 220H92V222H88V221H91ZM93 220H94V221H93ZM126 220H127V218H126ZM129 220H128V222H129ZM131 220H130V221H131ZM146 220H147V221H150V223H149L150 225H149V226H151V227H148V225H147L148 222H146ZM174 220H175V221H174ZM178 220H179V222L176 223V221H178ZM184 220H185V222H184ZM186 220H187V221H186ZM189 220H190V221H189ZM211 220H210V221H211ZM3 221H2V222H3ZM6 221H8V223H9L10 225H9ZM82 221H84V222H82ZM101 221H102V222H101ZM103 221H104V222H103ZM113 221H114V224H112ZM139 221H140V222H139ZM188 221H189V222H188ZM192 221H193V220H192ZM79 222H80V223H79ZM86 222L88 223V225L86 224ZM124 222H125V221H124ZM187 222H188V223H187ZM193 222H194V221H193ZM211 222H212V221H211ZM216 222L213 221V223L217 224ZM77 223H79V224L77 225ZM84 223L86 224L85 227H84V225H85ZM89 223L91 224V225H90V228H91V229L88 227V226H89ZM97 223H98V224H97ZM184 223H186V224H184ZM213 223H212V226H213L212 228L217 229L216 226H218V224H217V225H215V224L213 225ZM7 224H8V225H7ZM81 224H83L82 228H81ZM94 224H95V225H94ZM115 224H119V228H120V226H121V227H123V228H122L123 230H122L121 228L119 229V228L117 227V225H115ZM124 224L126 225V222H125ZM155 224H156V223H155ZM157 224H158V223H157ZM172 224H171V225H172ZM180 224H181V225H180ZM3 225H4L5 227H4ZM99 225H100V226H99ZM113 225H114V226H113ZM142 225H143V226H142ZM73 226H74V227H73ZM94 226H95V227H94ZM96 226H97V227H96ZM3 227H4V228H3ZM77 227H78V228H77ZM92 227H93V228H92ZM113 227H114V228H113ZM86 228H87V230H86ZM144 228H145V229H144ZM197 228H196V229H197ZM76 229H77L78 231H77ZM115 229H116V230H115ZM157 229H158V228H157ZM181 229H182V230H181ZM187 229H188V230H187ZM199 229H200V228H199ZM237 229H238V228H237ZM75 230H76V231H75ZM96 230H97V231H96ZM183 230H184V232H183ZM192 230H194V231H192ZM89 231H90V232H89ZM113 231H114L115 233H117V234H115ZM122 231H123V235H121L122 239H119V238H121V237H118V235H119L120 233H122ZM131 231H132V232H131ZM186 231H187V232H186ZM189 231H191V233H190ZM197 231H200V230H197ZM7 232H8V233H7ZM125 232L128 233V234H126ZM156 232H157V233H156ZM193 232H194V233H193ZM234 232H236V230H235ZM3 233H2V234H3ZM73 233H71V234H70V233H66V234H68L67 236H68V237L70 236V238L72 239L73 237H71V236H73ZM112 233H113V234H112ZM192 233H193V235L196 234L197 237H196V235L193 236ZM4 234H3V237L5 238V235H4ZM78 234H79V233H76L75 236H79ZM89 234H90V235H89ZM189 234H190V235H189ZM88 235H89V236H88ZM98 235H99V236H98ZM100 235H101L102 237H104V238H100V237H101ZM110 235H111V236H110ZM114 235H115V236H114ZM152 235H153V237H152ZM154 235H155L156 237H155ZM163 235H164V234H163ZM67 236H66V237L64 236V237H65L64 239H66V240L70 239V238L67 239ZM113 236L116 237L117 239H116V238H113ZM119 236H120V235H119ZM105 237L107 238V240L105 239ZM77 238H78V237H77ZM77 238H74V239H73V240H75V244H76V239H77ZM123 238H124V239L126 238L125 244H124V242H123V241H124ZM158 238H160V239H159L160 241H158ZM191 238H192V239H191ZM5 239H6V238H5ZM64 239H63V241L66 242V240H64ZM71 239H70V240H71ZM112 239H111V241H112ZM154 239H155V240H154ZM15 240L18 241V242H17L18 244L16 243ZM15 240H12V242H8V243L11 244V245H9V248H8V250H7V253L9 254V255L7 256V259H9V261L6 259V260L9 262V264H15L14 262H16V263H18V264H31V263L33 262L32 260H34V262H33L32 264H35V263H36V264H41V261H42V257H40V256H42L41 251L38 250V249L36 250V247H34V245L32 244V243H34L32 240H31V241H32V242H31L30 239H29V240L27 239V240L29 241V242H28V241L26 242L27 244H25V242H24V243H21V239H20L19 237H17ZM70 240L67 241L68 244H69V241H70ZM105 240H106V241H105ZM121 240H122V241H121ZM156 240H157V241H156ZM6 241H11V240L8 239V240H6ZM19 241H20V242H19ZM90 241H91V242H90ZM109 241H110V239H109ZM127 241H129L130 243L127 242ZM137 241H139V242L137 243ZM153 241H154V242H153ZM92 242H93V244H92ZM121 242H122V244H121ZM198 242H200V243H202V244L204 245V246L202 245L203 247H199V248H201L200 251H202V253H204L208 259H210L209 257H211L212 254H215V255H213V256L216 257V253H217V252H218V253H217V256H218L219 253L222 252V249H223V251H225V250L227 251V248L229 247V246H225V247H223V248H219V247H217V246L214 247V246H212L211 244H209V243H207V242H205V243H204V242H201V241H198ZM28 243H29V244H28ZM30 243H31V244H30ZM67 243H66V244H67ZM70 243H71V242H70ZM89 243H91L92 246H91ZM127 243L130 244V245H126ZM134 243H135V244H134ZM156 243H157V244H156ZM191 243H192V242H191ZM193 243H194V242H193ZM193 243L190 244V242H189V245L194 246L195 244H193ZM19 244H20V246H19ZM23 244H24V245H23ZM64 244H65V243H64ZM68 244H67V245H68ZM117 244H118V245H117ZM149 244H151V245H150L151 247H149ZM16 245H17V246H16ZM26 245H27V246L30 245V246L27 247ZM69 245H70V244H69ZM71 245H73V244L71 243ZM71 245H70V246H71ZM152 245H153V246H152ZM207 245H209V246H207ZM23 246H24V248H25V252H23V253H24V254L26 253V254H25V256H24V254H20V255H18V256H19V258H18V256H16V250L18 249V247H23ZM86 246H85V247H86ZM90 246H91L92 248H91ZM130 246H132V247H130ZM134 246H135V247H134ZM139 246H140V247H139ZM147 246H148V247H147ZM157 246H156V247H157ZM191 246H189V248H191ZM200 246H201V245H200ZM205 246H207V247H205ZM31 247H32V248H31ZM112 247L115 248L114 250L112 249L113 251H111V248H112ZM120 247H121V248H120ZM124 247H126V248H124ZM159 247L161 248V246H159ZM159 247H158V249H159ZM208 247H209V248H208ZM226 247H227V248H226ZM235 247H236V246H235ZM235 247L232 246L233 250H232V248L229 247L230 250H228V251H230L229 254H230V256H231V258H230V257L228 258V259L230 260V264H233L232 262H236V260H239V261H238V264H240V263L243 264V262L248 261L250 258L253 259V260L256 259L255 261H259V259H260V255H259V254H260V251H256V252H257V253H256L255 250H253V253H254V254L256 253V255H253V254L250 255V254H248L247 252H245V250H244V251L242 250V251H243V252H242L239 248H237V250L234 249ZM10 248H13L14 250H13V249H10ZM26 248H27V249H26ZM34 248H35V249H34ZM93 248H94V249H93ZM132 248H133L134 251L132 250ZM146 248H147V249H146ZM202 248H205V249L207 248V249L205 250V249H202ZM210 248H211V249H210ZM213 248H214V249H213ZM215 248H216L217 250H218V249H221V251H220V250L217 251ZM95 249H96V250H95ZM103 249H104V248H103ZM108 249H109V250H108ZM116 249H117V250H116ZM124 249H125L126 251H124ZM129 249H131V250H129ZM148 249H149V251H148ZM150 249H151V250H150ZM155 249H156V248H155ZM238 249H239V252H238ZM30 250L32 251V253H31ZM120 250H121L122 254L120 253ZM145 250H146V252H145ZM159 250H161V249H159ZM193 250H194V249H193ZM203 250H205V252H203ZM207 250L209 251V253H211V255L208 253ZM215 250H216L217 252H216ZM231 250H232V251H231ZM234 250H235V251H234ZM9 251H10V252H9ZM34 251H35V252H34ZM36 251H37V253H36ZM38 251H39V252H38ZM117 251H118V253H119V254H118V253H117V254L120 255V257H118V255L116 254ZM82 252H84V251H82ZM88 252H89V253H88ZM108 252H110V253L112 252V253L110 254V253H108ZM113 252H114V253H113ZM124 252H125V253H124ZM138 252H140V253H138ZM212 252H213V253H212ZM231 252H232V253H231ZM233 252H234V253H237V256H236L237 258H234V257L232 258ZM240 252L243 253L244 255L246 254V255L244 256L245 258H244V257H241L243 254L241 255ZM35 253H36V254H35ZM91 253H92L93 256H91ZM106 253L109 254L110 256L107 255ZM144 253H145V254H144ZM238 253H240V255H241L240 257H238V255H239ZM12 254H13V255H12ZM88 254H90V255H88ZM113 254H114V255H113ZM137 254H138V255H137ZM204 254H203V255H204ZM207 254L210 255V256H208ZM257 254H258L259 256H258ZM106 255H107V256H106ZM121 255H122V256H121ZM234 255H235V254H234ZM248 255H250L251 257L248 256ZM9 256H11V258H10ZM12 256H13V258H12ZM38 256L40 257L39 259H38ZM98 256H99V255H98ZM123 256H125V258H124ZM138 256H139V257L144 256V257L139 258ZM246 256H248V257H246ZM255 256H256V257H255ZM257 256H258L259 259L257 258ZM15 257H16V258H15ZM94 257H95V256H94ZM254 257H255V258H254ZM21 258H24V259L21 260ZM95 258H96V257H95ZM122 258H123V259H122ZM239 258H240V259H239ZM246 258H247V259H246ZM248 258H249V259H248ZM12 259H14L15 261L12 260ZM30 259H32V260L30 261ZM40 259H41V260H40ZM111 259H110V260H111ZM120 259H122V260H120ZM124 259H125V260H124ZM129 259H130V260H129ZM211 259H212V257H211ZM213 259H214V257H213ZM228 259H227V260H228ZM242 259H243L244 261H243ZM251 259H250V260H251ZM27 260H28L29 262H28ZM39 260H40V261H39ZM123 260H124V261H123ZM126 260H127V261H126ZM135 260H137V261H135ZM138 260H139V261H138ZM143 260H144L145 263H142ZM229 260H228V262H229ZM232 260H235V261H232ZM25 261H26V262H25ZM141 261H142V262H141ZM231 261H232V262H231ZM240 261H241V262H240ZM242 261H243V262H242ZM38 262H39V263H38ZM228 262H226V264H227ZM223 264H224V263H223ZM228 264H229V263H228Z\"/></svg>","mask_w":264,"mask_h":264},{"label":"snow or ice","instance_id":"3","mask_svg":"<svg viewBox=\"0 0 264 264\" xmlns=\"http://www.w3.org/2000/svg\"><path fill=\"white\" fill-rule=\"evenodd\" d=\"M34 7L40 8L43 6L40 5H11V4H0V9L4 10L5 13L13 11L15 8H27ZM225 9H229L233 11V14L238 12L240 7L244 8H254V5L245 4V5H232L225 4L223 5ZM260 16H261V24H262V34H264V0H260ZM243 21V17L240 18ZM15 22L17 24L16 27V35L12 36V40L10 43L14 42L15 45H20L21 42H27L28 39L31 38L32 30L37 28V25L47 24L49 26H53L54 22L51 19L47 20H39L37 17L29 16V17H15ZM246 23V21H243ZM7 31V29H6ZM11 35V34H9ZM7 39V37H6ZM241 71L248 72L249 70L245 68L243 65L241 66ZM251 85L242 89L239 93V100L237 103V109L241 111V115H243V108L250 107L253 103L252 94H251ZM260 101H261V134L264 137V48H262V59H261V81H260ZM235 116L236 113L233 112ZM244 146L241 144V151H243ZM261 151L264 153V138L261 139ZM261 185L262 189H264V155L261 158ZM264 200V197H262ZM237 224L239 225L236 232L232 235L226 234L223 238V243L235 245L240 250L247 251L248 254H253L252 241L254 240V225L251 224L247 219L241 217L237 219ZM260 259L259 261L248 260L243 262V264H264V203H262L261 208V220H260ZM247 246V247H245ZM168 248L169 251L172 247V242L166 240L165 238L161 239V251L164 248ZM107 264H119V262L109 261ZM127 264H133V262H127ZM148 264H152V262H148ZM156 264H214L213 261L208 260H197V261H187V260H171V259H160Z\"/></svg>","mask_w":264,"mask_h":264}]
</instances>
